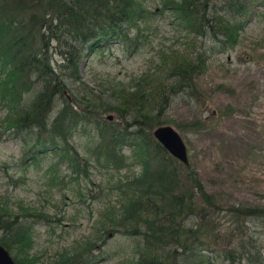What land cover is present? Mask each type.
<instances>
[{"label": "rangeland", "instance_id": "374dc122", "mask_svg": "<svg viewBox=\"0 0 264 264\" xmlns=\"http://www.w3.org/2000/svg\"><path fill=\"white\" fill-rule=\"evenodd\" d=\"M134 1L150 13L129 29L131 39H109L90 51L81 48L76 77L68 64L57 65L60 56L56 49H48L50 62L63 83L62 96L70 99L76 112L86 111L92 116L96 105H116L119 88H131L129 84L138 76L145 75L147 84L163 79L168 54L177 51L193 57L197 49L210 45L204 37L186 32L171 12L162 11V0ZM205 60L198 78L201 94H174L162 124L178 132L188 164L220 204L264 206V0L252 1L233 47L209 52ZM218 84L224 87L218 88ZM34 90L22 93L20 105L28 104ZM61 103L62 97L57 95L50 117ZM6 112L0 100V120ZM99 114L121 128L124 125L115 109L100 110ZM107 114H111L110 119H106ZM197 117H204V127L186 126V121ZM125 119L127 130L136 127L130 125L127 114ZM19 128H3L0 123V205H5L8 212L0 211L6 220L13 216L17 219L11 235L5 238L10 242L20 230L30 234L28 245L16 243L6 248L1 244L13 260L15 254H26L35 259V264H51L59 253H71L90 240L88 252L80 253L84 264H131L136 256V238L121 232H105L102 237L108 218L100 212L116 204L111 185L137 172L140 166L128 158L129 162L118 170L107 166L98 159L101 151L95 126L79 120L72 125L68 140L87 161L86 173L75 177L67 160L57 157L58 151L51 150L47 142L35 141L33 129L23 125ZM120 151L128 156L131 149L124 144ZM178 168L186 171L182 163ZM39 211L48 216L30 213ZM223 212H219L218 229L222 240L229 235L235 240L242 238L253 250L248 257L252 261L240 259L234 264H264V216H246L234 229L235 224L226 221L228 215ZM202 251L206 264H226L218 251Z\"/></svg>", "mask_w": 264, "mask_h": 264}, {"label": "trees", "instance_id": "16d2710c", "mask_svg": "<svg viewBox=\"0 0 264 264\" xmlns=\"http://www.w3.org/2000/svg\"><path fill=\"white\" fill-rule=\"evenodd\" d=\"M252 1L162 0V11L171 12L186 32L204 37L210 45L197 49L193 57L177 51L168 54L163 79L147 84L145 75L138 76L129 84L131 88H119L116 105H96L90 116L86 111L76 112L70 99L63 98V83L50 62L48 49H56L53 50L60 56L57 65L68 64L76 77L81 48L90 51L109 39H131L129 29L136 27L150 11L134 0H0V100L7 107L1 126L15 129L23 125L33 129L35 141L47 142L51 150L58 151L57 157L67 160L75 177L86 173L87 161L68 140L72 125L79 120L95 126L97 148L101 151L98 159L107 166L118 170L128 159L140 166L137 172L111 185L116 204L111 205V210L105 208L100 212L108 218L102 237L105 232H121L136 238V256L131 264H206L203 249L218 251L226 264L240 259L252 261L248 257L253 250L247 240H235L232 235L222 240L218 232L219 212L224 211L223 215H228L226 221L237 229L246 216H264V206L220 204L205 190L190 164H183L186 171L181 172L180 162L150 134L155 125L166 121L164 113L174 94H201L198 78L208 53L233 47ZM32 88V99L27 105H20L22 93ZM57 95L62 97V103L50 117ZM107 109L118 112L124 123L122 128L100 118V110ZM125 114L130 116V125H136L134 129H126ZM203 118L188 120L186 126L204 127ZM124 144L131 149L128 156L120 151ZM0 208L8 212L5 205ZM30 213L48 216L41 211ZM1 214L0 211V218ZM15 217L0 219V244L6 248L29 242L27 230H20L10 242L6 241L17 223ZM90 244L86 240L71 253H59L51 264H84L80 253L88 252ZM14 261L35 264V259L26 254H15Z\"/></svg>", "mask_w": 264, "mask_h": 264}, {"label": "water", "instance_id": "95a60500", "mask_svg": "<svg viewBox=\"0 0 264 264\" xmlns=\"http://www.w3.org/2000/svg\"><path fill=\"white\" fill-rule=\"evenodd\" d=\"M107 119L111 118V114L106 115ZM152 136L160 143V145L180 163H188L187 151L185 144L178 132L169 124H159L152 128ZM0 264H16L9 255L6 248L0 244Z\"/></svg>", "mask_w": 264, "mask_h": 264}]
</instances>
